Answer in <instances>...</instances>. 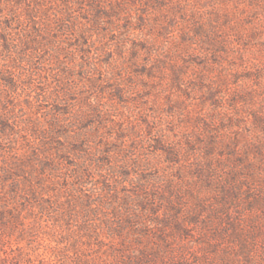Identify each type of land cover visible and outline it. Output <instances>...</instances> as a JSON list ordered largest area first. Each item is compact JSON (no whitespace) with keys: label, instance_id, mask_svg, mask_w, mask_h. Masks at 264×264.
<instances>
[{"label":"rangeland","instance_id":"obj_1","mask_svg":"<svg viewBox=\"0 0 264 264\" xmlns=\"http://www.w3.org/2000/svg\"><path fill=\"white\" fill-rule=\"evenodd\" d=\"M0 264H264V0H0Z\"/></svg>","mask_w":264,"mask_h":264}]
</instances>
